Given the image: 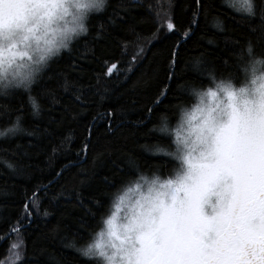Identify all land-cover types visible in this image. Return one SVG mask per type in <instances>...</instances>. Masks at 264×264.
I'll use <instances>...</instances> for the list:
<instances>
[{"label":"trees","instance_id":"trees-1","mask_svg":"<svg viewBox=\"0 0 264 264\" xmlns=\"http://www.w3.org/2000/svg\"><path fill=\"white\" fill-rule=\"evenodd\" d=\"M226 3L232 0H200L199 7L196 0H106L102 11L89 14L87 33L37 74L31 96L38 115L23 88L0 95V128L20 116L22 129L0 137V264H92L75 249L101 230L117 192L140 174L174 175L178 162L156 151L173 148L160 131L165 118L172 129L196 101L191 89L214 86L207 70L218 79L236 71L242 51L248 59L249 39L253 55L264 58L259 32L249 30L257 21ZM158 5L161 24L170 18L176 28L161 27L157 38ZM189 26L191 35L181 40ZM137 44L144 51L128 69ZM112 62L113 75H103ZM15 237L22 241L20 259L9 251Z\"/></svg>","mask_w":264,"mask_h":264},{"label":"snow or ice","instance_id":"snow-or-ice-1","mask_svg":"<svg viewBox=\"0 0 264 264\" xmlns=\"http://www.w3.org/2000/svg\"><path fill=\"white\" fill-rule=\"evenodd\" d=\"M196 3L199 7L200 0ZM105 5L106 0H0V95L23 88L38 115L40 105L31 96L37 74L61 49H69L74 37L87 33L89 14ZM224 6L257 21L249 30L259 32L257 42L264 45V0H232ZM161 10L158 5L152 33L157 38L161 27L168 32L176 28L170 18L161 24ZM190 35L191 26L180 39ZM128 43L121 45L125 52ZM178 47L179 41L173 62ZM143 51L137 44L128 69ZM246 54L247 60L243 51L239 54L242 63L225 78L207 70L214 87L191 89L196 103L181 110L175 149H156L180 166L165 179L140 174L123 194H116L115 211L102 217L106 230L76 247L82 258L92 264H264V58L253 55L251 39ZM115 69L117 63L112 62L103 75L112 76ZM21 130L17 116L10 126L0 128V137ZM168 130L165 118L160 131ZM30 202L36 207L35 199ZM31 211L26 202L25 217ZM21 246L17 241L9 251ZM21 256L22 249L14 253L15 259Z\"/></svg>","mask_w":264,"mask_h":264},{"label":"rangeland","instance_id":"rangeland-1","mask_svg":"<svg viewBox=\"0 0 264 264\" xmlns=\"http://www.w3.org/2000/svg\"><path fill=\"white\" fill-rule=\"evenodd\" d=\"M83 35V34H82ZM82 35H80V36H82ZM79 37V36H78ZM78 37H74L73 39H76V38H78ZM61 50H63V49H61ZM21 71H26V69H20ZM117 73V72H116ZM214 87V86H213ZM195 103H196V101H195ZM191 107H192V105L190 106V107H186L187 109H191ZM181 116H182V114H181ZM181 116H180V119L178 120V123L172 128V129H170L169 131H167L168 133V135L170 136V138L172 139V144H173V148H172V150H170V151H173L174 149H175V147H176V145H175V140H176V129H177V127H178V125L180 124V121H181ZM165 155V154H164ZM173 158V157H172ZM174 159V158H173ZM178 162V164H179V166H180V161H177ZM149 178H151V177H149ZM143 190V189H142ZM118 194H123V191L121 190L120 191V193H118ZM130 196H135L136 195V193H130L129 194ZM113 211H115V208H114V206H112V209H111V212L109 213V215L107 216V218L112 214V212ZM121 215H122V213H121ZM106 218V219H107ZM101 230H106V225L103 223V226H102V228H101ZM100 230V231H101ZM94 238H96V235L94 236ZM93 238V239H94ZM15 243L17 242V241H20L19 240V238L18 237H15ZM21 249H22V247H21ZM21 249H11V251H10V253L11 254H13L12 255V257L14 256V253H15V251L17 252V251H21ZM22 256H23V253H22ZM22 256H21V258H22Z\"/></svg>","mask_w":264,"mask_h":264},{"label":"bare ground","instance_id":"bare-ground-1","mask_svg":"<svg viewBox=\"0 0 264 264\" xmlns=\"http://www.w3.org/2000/svg\"><path fill=\"white\" fill-rule=\"evenodd\" d=\"M120 193V191L117 192V194Z\"/></svg>","mask_w":264,"mask_h":264}]
</instances>
